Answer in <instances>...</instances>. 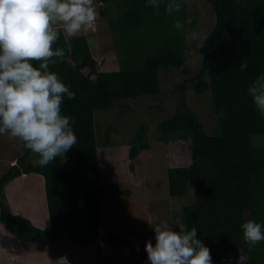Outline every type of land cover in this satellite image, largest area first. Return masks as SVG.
<instances>
[{
  "label": "trees",
  "instance_id": "1",
  "mask_svg": "<svg viewBox=\"0 0 264 264\" xmlns=\"http://www.w3.org/2000/svg\"><path fill=\"white\" fill-rule=\"evenodd\" d=\"M96 19H105L107 32L94 33L98 42L111 38L117 68L101 70L98 44L91 51L84 33L69 36L63 24L53 48H62V58L49 65L62 82L75 93L64 99L63 114L72 117L77 143L65 157L40 167L28 158L26 149L0 174V223L17 244H52L68 241L95 244L101 239L129 248L145 260L143 251L112 230L100 234V203L105 193L130 194V190L106 188L101 184L98 148L115 144L113 123H106L99 141L100 115L116 103L127 111L126 101L156 96L161 90L160 71L185 64L186 31L193 14L182 0L179 12L169 15L166 2L159 10L146 0H96ZM214 13V23L204 45L198 47L200 67L191 80L193 92H210L211 111L216 116L214 130L208 132L198 113L186 102L187 81L178 87L182 98L176 110L158 121L156 140L168 143L189 140L190 162L166 168L170 197H183L189 188L194 200L182 206L180 218L210 249L213 264L234 262L232 252L242 253L247 264H264V241L249 249L240 225L247 220L264 224V116L247 93L249 84L264 74V0H206ZM179 20L182 29L174 23ZM96 32V31H95ZM102 33H106L102 38ZM92 35V33H91ZM38 63V62H34ZM246 63L247 68L240 70ZM187 72V70H185ZM223 113L221 116L220 113ZM147 127L141 124L128 141V158L151 153ZM126 133V132H125ZM130 169L134 170L131 163ZM38 173L44 180L49 225L39 227L26 216L13 212L6 198V187L22 175Z\"/></svg>",
  "mask_w": 264,
  "mask_h": 264
},
{
  "label": "rangeland",
  "instance_id": "2",
  "mask_svg": "<svg viewBox=\"0 0 264 264\" xmlns=\"http://www.w3.org/2000/svg\"><path fill=\"white\" fill-rule=\"evenodd\" d=\"M93 6L97 9L98 1L93 0ZM187 7L193 18L186 31L185 64L181 68L160 71L161 90L158 95L126 101L127 111L124 113L120 111L121 104L116 103L109 113L100 115L99 141H102L106 123H113L119 130L112 132L115 144L98 148L101 184L106 188L130 190V194L105 193L102 196L100 234L102 238H107V233L112 230L115 235H123L143 251L145 260L134 256L124 245L102 239L99 243L101 253L95 244L80 245L68 241H54L51 245L15 243L14 247L15 239L0 223V264H59L58 257L61 256H66L70 264H148L144 245L145 241L155 242L151 225L168 223L173 230H178L175 221L181 219L182 206L194 200V191L190 187L187 195L170 197L166 168L189 164V140L158 142L157 123L175 112L176 104L182 98L178 85L184 80L187 81L184 83L186 102L198 113L206 130L213 131L216 123L209 102L210 92L198 95L191 87V80L200 67L198 40L213 25L214 13L206 0H187ZM100 31H108L103 18L96 19L91 29H82L78 34H90L87 40L91 51L94 52V46L98 44L100 54L105 53L97 57L101 70L115 69L116 57L106 58V52L113 53L111 38L98 42L100 37L93 35ZM105 36L106 33H102V38ZM141 124L147 127L146 139L152 145L151 153L142 152L131 162L127 153L128 141ZM24 151L23 142L18 138H12L7 133L0 135V174ZM28 158L35 163L38 154L29 150ZM131 163L134 170L130 169ZM5 193L13 212L29 217L39 227L49 225L42 175H22L6 187ZM232 254L238 257L240 252Z\"/></svg>",
  "mask_w": 264,
  "mask_h": 264
},
{
  "label": "clouds",
  "instance_id": "3",
  "mask_svg": "<svg viewBox=\"0 0 264 264\" xmlns=\"http://www.w3.org/2000/svg\"><path fill=\"white\" fill-rule=\"evenodd\" d=\"M165 0H146L159 10ZM182 0H167L169 15L179 12ZM97 11L93 0H0V135L18 138L26 149L38 154L37 166L44 167L65 157L77 143L72 117L61 111L64 99L72 100L70 90L58 74L49 70L64 50L53 48L60 31L52 25L63 24L69 36L91 29ZM176 29L183 24L177 20ZM208 35L199 37L198 47ZM34 62H38L35 63ZM247 64L240 65V70ZM247 93L261 116H264V74L249 84ZM222 116L223 113L221 112ZM175 225H151L154 243L145 241L148 264H213L210 249L197 236V228H188L177 218ZM242 238L249 249L264 241V224L247 220L241 225ZM59 264H70L66 256ZM229 264H247L240 253Z\"/></svg>",
  "mask_w": 264,
  "mask_h": 264
},
{
  "label": "crops",
  "instance_id": "4",
  "mask_svg": "<svg viewBox=\"0 0 264 264\" xmlns=\"http://www.w3.org/2000/svg\"><path fill=\"white\" fill-rule=\"evenodd\" d=\"M21 177V176H20Z\"/></svg>",
  "mask_w": 264,
  "mask_h": 264
}]
</instances>
